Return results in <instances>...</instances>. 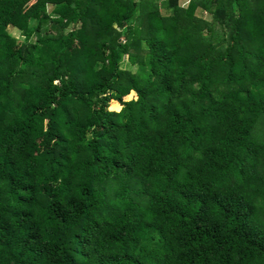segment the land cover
<instances>
[{
  "label": "trees",
  "instance_id": "obj_1",
  "mask_svg": "<svg viewBox=\"0 0 264 264\" xmlns=\"http://www.w3.org/2000/svg\"><path fill=\"white\" fill-rule=\"evenodd\" d=\"M181 1L0 0V264H264V0Z\"/></svg>",
  "mask_w": 264,
  "mask_h": 264
},
{
  "label": "rangeland",
  "instance_id": "obj_2",
  "mask_svg": "<svg viewBox=\"0 0 264 264\" xmlns=\"http://www.w3.org/2000/svg\"><path fill=\"white\" fill-rule=\"evenodd\" d=\"M188 2H189V0H187V1L182 0V1H181V3H182L183 5H185V6L188 5ZM159 3L162 4V7H161L162 12H163L164 14H165V13L169 14V10H168V12H167V7H165L167 1H159ZM15 35H17L18 37H21L19 32H16ZM122 66H123V68H126V69L136 70V66H135V65H131V64L127 61V57L124 59ZM112 107H113V108H116V109L119 108V107H116L115 105H112Z\"/></svg>",
  "mask_w": 264,
  "mask_h": 264
}]
</instances>
